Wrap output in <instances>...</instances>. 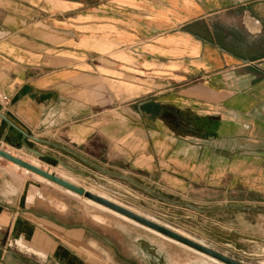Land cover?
I'll use <instances>...</instances> for the list:
<instances>
[{"label": "crops", "instance_id": "obj_1", "mask_svg": "<svg viewBox=\"0 0 264 264\" xmlns=\"http://www.w3.org/2000/svg\"><path fill=\"white\" fill-rule=\"evenodd\" d=\"M0 88L53 154L33 152L73 172L56 155L97 168L93 149L154 187L264 193V0H0ZM27 212L0 200V264Z\"/></svg>", "mask_w": 264, "mask_h": 264}, {"label": "rangeland", "instance_id": "obj_2", "mask_svg": "<svg viewBox=\"0 0 264 264\" xmlns=\"http://www.w3.org/2000/svg\"><path fill=\"white\" fill-rule=\"evenodd\" d=\"M20 1L30 5L32 0ZM113 97L114 93L109 91V108ZM0 111L4 113L1 108ZM0 124V146L11 154L68 178L95 194L110 197L246 264H264V193L261 190L244 189L239 183L231 188L233 183L227 178L217 189L154 187L145 176L133 172L129 163L120 160L117 163V159H110L106 154L101 156L93 149H87V153L95 158L83 157L97 168L65 152L56 155L79 171L73 172L33 152L53 154L49 146L30 139L26 140L31 149L28 150L20 134L13 128L6 134L3 128L7 124L1 119ZM73 196L0 158V200L29 210L16 216L11 214L9 222L16 219L17 228L26 223L30 225V221L42 225L43 228H38L42 229L40 234L45 242L33 247L39 248L42 254L22 249L13 240L32 245L35 224L26 226L25 238H20V231L15 227L10 236L11 245L8 240L3 242L7 252H12L11 264H203L205 261L185 248L89 204L82 196ZM236 199L239 202H230Z\"/></svg>", "mask_w": 264, "mask_h": 264}, {"label": "water", "instance_id": "obj_3", "mask_svg": "<svg viewBox=\"0 0 264 264\" xmlns=\"http://www.w3.org/2000/svg\"><path fill=\"white\" fill-rule=\"evenodd\" d=\"M0 119L3 120L9 127L15 129L16 131H18L19 133H21L22 135V143L23 145L28 148L25 140L27 138H31L32 136L29 135L24 129H22L19 125H17L15 122H13L8 116L7 114L3 113L0 111ZM4 138V137H3ZM36 139V138H34ZM37 154H40L39 152L35 151ZM0 157L3 159H6L18 166H20L21 168H25L29 171H31L32 173H35L57 185H60L63 188H66L68 190H71L75 193H77L80 196H83L85 198H88L94 202H97L113 211H116L124 216H127L128 218L135 220L136 222L149 227L155 231H158L159 233L174 239L176 241H179L199 252H202L224 264H246L240 260H237L233 257H230L218 250H215L211 247H209L208 245L205 244H201L195 240H192L191 238H188L174 230H172L171 228L160 224L158 222H155L149 218H146L145 216L138 214L122 205H119L103 196H100L98 194H95L89 190H86L84 187L78 186L74 183H71L68 180H65L64 178L58 176L56 173H51L47 170H44L40 167L35 166L34 164L25 161L23 159H21L20 157H17L16 155L11 154L10 152L4 150L1 148L0 146ZM244 208V207H241Z\"/></svg>", "mask_w": 264, "mask_h": 264}, {"label": "bare ground", "instance_id": "obj_4", "mask_svg": "<svg viewBox=\"0 0 264 264\" xmlns=\"http://www.w3.org/2000/svg\"><path fill=\"white\" fill-rule=\"evenodd\" d=\"M17 157H18V156H17ZM0 158H1V157H0ZM12 164H13L14 166H16V167H20V166L14 164V163H12ZM35 166H36V165H35ZM37 167H38V166H37ZM20 168H21V167H20ZM22 169H23L26 173L31 172V171H29V170H27V169H25V168H22ZM48 171L52 173V171H50V170H48ZM31 173H32V172H31ZM33 174H34L35 176H37L40 180L46 181V182L51 183V184H55V183H53V182H51V181H49V180H47V179H45V178H43V177H41V176L35 174V173H33ZM59 176H60V175H59ZM60 177H62V176H60ZM62 178H64L65 180L70 181L71 183H74L73 181L69 180L68 178H65V177H62ZM74 184H76V183H74ZM56 185H57V184H55V186H56ZM76 185H78V184H76ZM57 186L61 187L60 185H57ZM78 186H79V185H78ZM61 188H63V187H61ZM63 189L65 190V192H66L67 194L69 193L70 195L72 194V195H74V196H80V195H78L77 193H75V192H73V191H71V190H68V189H66V188H63ZM85 189H86V188H85ZM86 190H88V189H86ZM89 191H90V190H89ZM91 192H92V191H91ZM74 196H73V197H74ZM100 196H103V197H105V198H107V199H109V200H111V201H113V202H115V203L121 205V203L116 202L115 200L111 199L110 197H107V196H104V195H101V194H100ZM82 197H83V196H82ZM82 197H81V198H82ZM83 198H85V197H83ZM85 200H86V202H88L89 204H92V205L96 206L97 208H100L101 210H103V211H105V212H108V213H110V214H113L114 216L120 218L121 220H124V221H126V222H128V223L134 224V225L138 226L139 228H142L143 230L148 231V232L154 234L156 237H160V238H162V239H164V240H167V241H169V242H172V243H174V244H176V245H178V246H180V247H182V248H185V249H187V250H189V251H191V252H193V253H195V254H197V255L203 257V258H205V261L203 262V264H211V263H212V264H224V263H222V262H220V261H218V260H216V259H214V258H212V257H210V256H208V255H206V254H204V253H202V252H199V251H197V250H195V249H193V248H191V247H189V246H187V245H185V244H183V243H181V242H179V241H176V240H174V239H171V238H169V237H167V236H165V235L159 233L158 231H155V230H153V229H151V228H149V227H146V226H144V225H142V224L136 222L135 220H132V219L128 218L127 216H124V215H122V214H120V213H118V212H116V211H113V210H111V209H109V208H107V207H105V206H103V205H101V204H99V203H97V202H94V201H92V200H90V199H88V198H85ZM122 206H123V205H122ZM126 208H128V207H126ZM128 209H129V208H128ZM130 210H131V208H130ZM132 211H133V210H132ZM134 212H136V211H134ZM136 213L141 214V213H139V212H136ZM141 215H143V214H141ZM143 216H145L146 218L151 219L149 216H146V215H143ZM151 220L160 223V222L157 221L156 219H151ZM160 224H162V223H160ZM163 225L169 227V226L166 225V224H163ZM169 228H171L172 230H174V231L180 233L179 231H177L176 229H174V228H172V227H169ZM180 234L184 235L183 233H180ZM184 236H186V237H188V238H191V237H189V236H187V235H184ZM191 239H192V240H195V239H193V238H191ZM195 241H196V240H195ZM13 242H14L15 244H17L19 247H21L22 249H25V250H28V251H35V252H38V253L42 254V251H41V250L35 249V248H33V247L27 245L26 243L20 241V240H13ZM197 242L203 244V242H200V241H197ZM205 245H206V244H205ZM187 255H188V254H187ZM189 259H190V258H189ZM190 260H191V259H190ZM197 260H198V259H197ZM195 261H196V260H195ZM199 261H200V260H199ZM186 262H187V261H186ZM188 262H189V261H188ZM196 262H197V261H196ZM178 264H179V263H178ZM184 264H185V263H184ZM192 264H193V263H192ZM196 264H197V263H196Z\"/></svg>", "mask_w": 264, "mask_h": 264}, {"label": "built area", "instance_id": "obj_5", "mask_svg": "<svg viewBox=\"0 0 264 264\" xmlns=\"http://www.w3.org/2000/svg\"><path fill=\"white\" fill-rule=\"evenodd\" d=\"M11 103V98L0 88V108L6 111Z\"/></svg>", "mask_w": 264, "mask_h": 264}]
</instances>
